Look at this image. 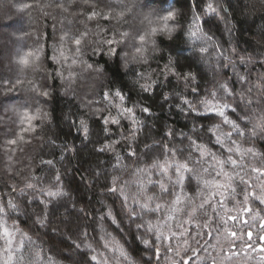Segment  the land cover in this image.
Listing matches in <instances>:
<instances>
[{
	"label": "clouds",
	"instance_id": "1",
	"mask_svg": "<svg viewBox=\"0 0 264 264\" xmlns=\"http://www.w3.org/2000/svg\"><path fill=\"white\" fill-rule=\"evenodd\" d=\"M0 264H264V0H0Z\"/></svg>",
	"mask_w": 264,
	"mask_h": 264
}]
</instances>
